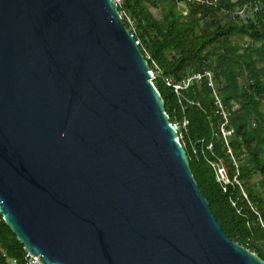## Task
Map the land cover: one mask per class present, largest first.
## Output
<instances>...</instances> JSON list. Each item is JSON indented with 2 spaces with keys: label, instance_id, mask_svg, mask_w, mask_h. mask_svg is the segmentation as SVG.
Instances as JSON below:
<instances>
[{
  "label": "water",
  "instance_id": "water-1",
  "mask_svg": "<svg viewBox=\"0 0 264 264\" xmlns=\"http://www.w3.org/2000/svg\"><path fill=\"white\" fill-rule=\"evenodd\" d=\"M114 0H0V213L44 264H264L189 166Z\"/></svg>",
  "mask_w": 264,
  "mask_h": 264
},
{
  "label": "trees",
  "instance_id": "trees-1",
  "mask_svg": "<svg viewBox=\"0 0 264 264\" xmlns=\"http://www.w3.org/2000/svg\"><path fill=\"white\" fill-rule=\"evenodd\" d=\"M209 1L186 4V14L178 8L183 0H124L123 8L212 212L232 240L264 260V0ZM243 8L247 18L237 13ZM214 91L227 114L228 143ZM208 160L223 164L226 190ZM25 252L0 213V264H16Z\"/></svg>",
  "mask_w": 264,
  "mask_h": 264
},
{
  "label": "built area",
  "instance_id": "built-area-1",
  "mask_svg": "<svg viewBox=\"0 0 264 264\" xmlns=\"http://www.w3.org/2000/svg\"><path fill=\"white\" fill-rule=\"evenodd\" d=\"M114 1L118 5V7L120 6L121 10H119V11H120L121 18L122 19H126L127 22H129L131 28H128V29L130 30V32H131V30L133 31V32H131V34L134 36L135 28H134L133 21H132L131 17L128 15L127 11L123 8L124 0H114ZM213 2L209 1V0H183V3L185 5L186 4H190V5L192 4V5H195V6L201 5V4H212ZM186 13H187V10L183 11V14H186ZM237 13H239L241 15H244L246 18L248 16L247 13H246V9L245 8L239 10ZM135 43L138 46L141 44L140 40L136 39V38H135ZM151 72H152V75H153V78H154V72L152 70H151ZM158 73L160 74L161 72L158 71ZM206 74L209 76V84L211 86H214V82H213V80L211 78L210 73L207 72ZM190 79L184 82V87L188 85ZM175 87H176V89L179 88L178 85H176ZM214 95L216 97V103L222 109L224 122L221 124V128L220 129H221V132H222V135H223L225 141L228 143V137L231 135V131L228 130L225 127L226 124L228 123L227 114H226V112L223 109V105H222L220 99L218 98L216 91H214ZM171 124L174 125V127L177 129V131H178V129H180V124L179 123L175 122V123H171ZM178 140L180 141V136L179 135H178ZM229 151L231 152V150H229ZM208 162L211 164V166L214 169L217 181L221 184L223 190H226V185L228 183H230L231 181H230V179L227 176V173H226V170H225L223 164L220 161L208 160ZM235 164H236V162H235ZM238 174H239V172L237 171V173H236V175L234 176V179H233L236 182H238V180H237V175ZM242 191H243V194L247 197L245 191L243 189H242ZM233 204L235 205L234 201H233ZM16 264H44V263H41L37 259L36 255H33L29 251L26 250L23 259L19 263H16Z\"/></svg>",
  "mask_w": 264,
  "mask_h": 264
},
{
  "label": "rangeland",
  "instance_id": "rangeland-1",
  "mask_svg": "<svg viewBox=\"0 0 264 264\" xmlns=\"http://www.w3.org/2000/svg\"><path fill=\"white\" fill-rule=\"evenodd\" d=\"M178 8H179L180 10H182V12L186 10V9H185V4H184L183 2L179 3ZM150 9H151V11L154 13V15H155L156 17L161 18V16H162V11H161V9H160L159 7H150ZM127 13H128V12H127ZM128 15H129V13H128ZM129 16H130V15H129ZM244 40L248 41V38H245ZM155 74H156V73H155ZM258 179H259V178H258V175L256 174L255 177H254V181L257 182ZM257 189L260 190L259 187H258Z\"/></svg>",
  "mask_w": 264,
  "mask_h": 264
},
{
  "label": "bare ground",
  "instance_id": "bare-ground-1",
  "mask_svg": "<svg viewBox=\"0 0 264 264\" xmlns=\"http://www.w3.org/2000/svg\"><path fill=\"white\" fill-rule=\"evenodd\" d=\"M21 261V260H20ZM17 263H19V262H17Z\"/></svg>",
  "mask_w": 264,
  "mask_h": 264
}]
</instances>
